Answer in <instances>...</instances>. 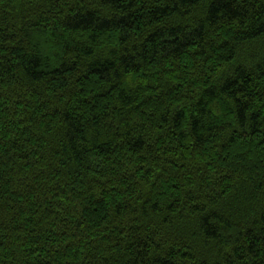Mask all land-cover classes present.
<instances>
[{
	"label": "trees",
	"instance_id": "trees-1",
	"mask_svg": "<svg viewBox=\"0 0 264 264\" xmlns=\"http://www.w3.org/2000/svg\"><path fill=\"white\" fill-rule=\"evenodd\" d=\"M0 264H264V0H0Z\"/></svg>",
	"mask_w": 264,
	"mask_h": 264
}]
</instances>
